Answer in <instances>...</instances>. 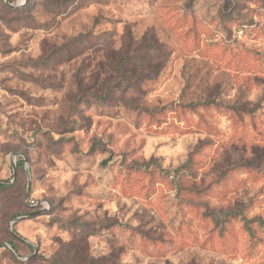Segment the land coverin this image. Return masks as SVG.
<instances>
[{"label": "rangeland", "instance_id": "rangeland-1", "mask_svg": "<svg viewBox=\"0 0 264 264\" xmlns=\"http://www.w3.org/2000/svg\"><path fill=\"white\" fill-rule=\"evenodd\" d=\"M89 31L170 53L137 108ZM0 181V264H264V0H0Z\"/></svg>", "mask_w": 264, "mask_h": 264}, {"label": "trees", "instance_id": "trees-1", "mask_svg": "<svg viewBox=\"0 0 264 264\" xmlns=\"http://www.w3.org/2000/svg\"><path fill=\"white\" fill-rule=\"evenodd\" d=\"M94 25H98V21ZM238 31L244 37V30L238 28L236 32ZM123 35V41L121 40L118 48L113 35L94 34L89 31L71 39L61 49L70 61L75 59L74 55L81 46L100 55L99 59L95 56L93 61L96 64L87 73L89 86L80 92L78 103L86 105L92 99L104 103L114 102L123 109L137 108L135 105L146 94V85L155 81L161 73L170 53L157 38L152 33H145L139 40L131 32ZM81 83L82 81L78 83L77 88H81ZM8 187L9 185L0 183V189ZM90 236L92 235L80 236V244L85 243ZM8 244L16 252V248L11 243ZM56 264L66 263L57 260Z\"/></svg>", "mask_w": 264, "mask_h": 264}, {"label": "water", "instance_id": "water-1", "mask_svg": "<svg viewBox=\"0 0 264 264\" xmlns=\"http://www.w3.org/2000/svg\"><path fill=\"white\" fill-rule=\"evenodd\" d=\"M13 174H14V167H13ZM0 183H2V184H8V182H2V181H0ZM20 219H21V218H16V219H14V220L9 224L10 234H11L14 238H16L17 240H19V241H21V242H23V243H25V244H28V243L25 242L23 239H21L19 236H17V235L12 231V229H11L12 225H13L16 221H18V220H20ZM1 246L5 247V248H8L10 251H12L11 248H10L8 245H6V244H0V248H1ZM12 252H13V251H12ZM35 252H36V251H35Z\"/></svg>", "mask_w": 264, "mask_h": 264}, {"label": "built area", "instance_id": "built-area-1", "mask_svg": "<svg viewBox=\"0 0 264 264\" xmlns=\"http://www.w3.org/2000/svg\"><path fill=\"white\" fill-rule=\"evenodd\" d=\"M235 36L237 39H242V32L241 31L235 32ZM27 203H28L29 207H31V208H35L36 206H38V204L36 202H34L33 200H27Z\"/></svg>", "mask_w": 264, "mask_h": 264}]
</instances>
